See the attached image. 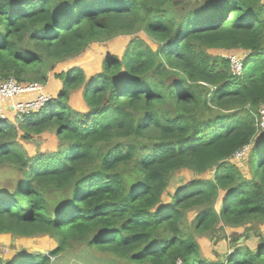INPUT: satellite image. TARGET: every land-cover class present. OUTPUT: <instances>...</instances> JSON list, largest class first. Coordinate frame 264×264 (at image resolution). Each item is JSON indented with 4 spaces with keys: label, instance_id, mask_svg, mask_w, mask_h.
I'll return each instance as SVG.
<instances>
[{
    "label": "trees",
    "instance_id": "obj_1",
    "mask_svg": "<svg viewBox=\"0 0 264 264\" xmlns=\"http://www.w3.org/2000/svg\"><path fill=\"white\" fill-rule=\"evenodd\" d=\"M120 36L123 55L100 72L70 67L39 113L0 118V172L14 176L0 188V234L58 242L0 264H62L76 245L111 264H264V237L256 250L239 243L264 223V0H0V82L47 84ZM215 49L243 50V74ZM78 90L86 111L70 102ZM46 132L56 149L29 153ZM245 146L250 176L232 161ZM184 170L195 177L171 192ZM240 227L225 260L202 252L200 238L215 249L219 231Z\"/></svg>",
    "mask_w": 264,
    "mask_h": 264
},
{
    "label": "rangeland",
    "instance_id": "obj_2",
    "mask_svg": "<svg viewBox=\"0 0 264 264\" xmlns=\"http://www.w3.org/2000/svg\"><path fill=\"white\" fill-rule=\"evenodd\" d=\"M144 39H146L151 46L156 48V45L151 41L149 36L145 32H140ZM130 36H121L115 38L114 40L106 43H92L89 48L77 59V62L74 60L68 61V64H62L58 67L59 72L60 70L66 69L68 65H73L74 63H87V70L89 72V76L91 77L95 75L94 72H99L102 70L103 60L106 55L109 54H117L119 56L123 55V52L130 41ZM211 52L216 53L218 55H223L227 58L228 55L238 56L244 62L246 55L243 50L237 51H229V50H220L215 49L211 50ZM84 56V57H83ZM83 58V59H82ZM94 73V74H93ZM98 73V72H97ZM55 73L52 72L50 75L53 76ZM57 74V73H56ZM55 74V75H56ZM46 86V84H44ZM44 88V86H43ZM45 90V88H44ZM9 115V114H8ZM8 115L6 118H8ZM17 116L15 115V118ZM45 139H41L38 142H32L26 144V149L31 154H35L38 150L41 152L44 151H51L56 149L57 147V138L55 135L51 133H44L43 136ZM251 148V147H250ZM248 149V148H247ZM250 149H248L243 155L240 157H235L232 161L240 167L244 171V174L249 175V167L247 164V159L249 155ZM14 173V172H12ZM211 173L207 175L210 176ZM195 176L192 172L184 170L178 172L176 177L172 181V185L170 187V191H175V189L181 184L185 183L187 180L193 179ZM14 176L11 173L0 172V188L9 186L13 180ZM183 179V180H182ZM224 192L221 193L220 202L223 199ZM164 200L167 202L169 201V197L165 195ZM220 202L218 206L220 207ZM248 228L246 231L245 227H240L236 229L228 228L227 233L218 232V239L219 242L215 246V249L211 244L205 239L200 238L199 243L204 254H209L210 257L217 259L218 257L222 258L223 260L226 257H229L231 253H234V249L230 246V242L228 239H225V235L232 234L234 231L238 232H245L246 237H242L239 240L240 244L247 245L250 249L256 250L262 243V238L264 237V223L261 225H257V223L251 222L247 224ZM58 246V242L55 238L44 235V236H35V237H21L16 236L10 233L0 234V256L6 260H15L17 259L21 253H34V252H41L44 250L47 253ZM109 255L107 256L106 253L101 252L98 249H90L88 246H74L70 253L65 254L59 258V263L62 264H111L109 260ZM125 264V263H124Z\"/></svg>",
    "mask_w": 264,
    "mask_h": 264
},
{
    "label": "built area",
    "instance_id": "obj_3",
    "mask_svg": "<svg viewBox=\"0 0 264 264\" xmlns=\"http://www.w3.org/2000/svg\"><path fill=\"white\" fill-rule=\"evenodd\" d=\"M227 58L231 61L232 72L237 75L243 74L244 62L241 58L228 55ZM34 93L36 95L29 97L27 94ZM52 95L44 91L41 83H21L15 78H10L0 82V118L4 119L10 113L14 114L19 120H24L28 116L39 113L42 108L52 99ZM257 125L260 134L264 135V104L260 107L257 114ZM245 146L242 150L235 154V157H240L248 149ZM176 264H188L183 259L179 258Z\"/></svg>",
    "mask_w": 264,
    "mask_h": 264
},
{
    "label": "crops",
    "instance_id": "obj_4",
    "mask_svg": "<svg viewBox=\"0 0 264 264\" xmlns=\"http://www.w3.org/2000/svg\"><path fill=\"white\" fill-rule=\"evenodd\" d=\"M120 37H121V36H120ZM117 38H118V37H117ZM101 44H102V43H101ZM85 53H86V52H85ZM80 56H82V54H81ZM80 56H78V57H76V58H73V59H70V60H74V61L77 62V59H78ZM83 57H84V56H83ZM82 59H83V58H82ZM70 60H68V61H70ZM68 61H67V62H63V63H60V64L57 66V68H56L54 71H52V72H54L55 74H56V73H60L59 70H58V67H59L60 65H62V64H68ZM75 65L82 67V68L85 70L87 76H89V75H88L89 72H88V70H87V63H86V62L81 63V65L78 64V63H74L73 65H68L66 69H62V70H60V71L63 72V71H65V70H67L68 68L73 67V66H75ZM52 72L49 73V79H48V82H47L46 86H45V85H43V86H44V88H45L44 91L50 93V94H51L52 96H54V98H55V97H57V95L59 94V92L62 90V81H61L60 79H58V78L55 76V74H54L53 76H51L50 74H51ZM97 72H99V70L96 71V72H94V73L96 74ZM94 73H93V74H94ZM27 95H28L29 97H31V96H34V95H36V94H34V93H29V94H27ZM70 102H71V104H72L73 107H75V108H77V109H79V110H81V111H86V110H87V105H86V103H85V101H84V99H83V96H82V90H78V91H75L74 93H72L71 101H70ZM8 119H10V120H12V121H15V120H16V119H15V114H14V112L10 111V113H9V115H8Z\"/></svg>",
    "mask_w": 264,
    "mask_h": 264
},
{
    "label": "water",
    "instance_id": "obj_5",
    "mask_svg": "<svg viewBox=\"0 0 264 264\" xmlns=\"http://www.w3.org/2000/svg\"><path fill=\"white\" fill-rule=\"evenodd\" d=\"M41 252H45L44 250H41Z\"/></svg>",
    "mask_w": 264,
    "mask_h": 264
}]
</instances>
